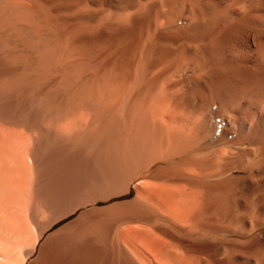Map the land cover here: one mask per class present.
I'll use <instances>...</instances> for the list:
<instances>
[{
    "label": "bare ground",
    "instance_id": "bare-ground-1",
    "mask_svg": "<svg viewBox=\"0 0 264 264\" xmlns=\"http://www.w3.org/2000/svg\"><path fill=\"white\" fill-rule=\"evenodd\" d=\"M262 228L264 0H0V264H264Z\"/></svg>",
    "mask_w": 264,
    "mask_h": 264
},
{
    "label": "rangeland",
    "instance_id": "rangeland-1",
    "mask_svg": "<svg viewBox=\"0 0 264 264\" xmlns=\"http://www.w3.org/2000/svg\"><path fill=\"white\" fill-rule=\"evenodd\" d=\"M80 103V102H79ZM79 103H75V104H79ZM83 104V103H82ZM81 105V104H80ZM79 105V108H80V110H81V108H82V106H80ZM98 108H100L101 109V107H98ZM99 109V111H101ZM104 109V107L102 106V110ZM98 110V109H97ZM79 123V125L81 124V122H78ZM78 123H77V125H78ZM95 124V123H94ZM77 125H76V128H77ZM82 125L84 126V124L82 123ZM83 126L81 127V125H80V129L81 128H83ZM224 129L225 128V126H223V125H220V127H219V129ZM78 129V128H77ZM218 132H216V134H217ZM219 135V134H218ZM148 174H144L141 178H145L146 176H147ZM133 195H134V192L133 191H131L130 193H126V194H123V195H120V196H116V197H114V198H111V199H109L108 201H106V202H100L99 204L101 205V206H103V205H109V204H112V203H115V202H123V201H127V200H130L132 197H133ZM74 217V216H73ZM72 217H69V218H67L66 220H62V221H59V222H57V223H55L52 227H51V229L52 230H54V229H56V228H58L59 226H61L62 224H64L66 221H68V220H70ZM51 230V231H52ZM262 230H264V228H262ZM50 231V232H51ZM49 232V233H50ZM47 237V234L45 235V237H44V239L41 241V243L45 240V238Z\"/></svg>",
    "mask_w": 264,
    "mask_h": 264
}]
</instances>
